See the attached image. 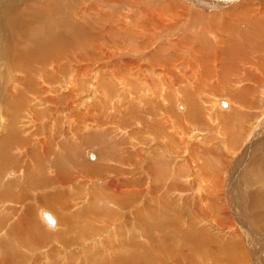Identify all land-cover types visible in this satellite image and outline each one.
<instances>
[{
    "label": "rangeland",
    "instance_id": "rangeland-1",
    "mask_svg": "<svg viewBox=\"0 0 264 264\" xmlns=\"http://www.w3.org/2000/svg\"><path fill=\"white\" fill-rule=\"evenodd\" d=\"M2 1L3 0L0 1V31H3L5 35H8V39H11L9 35L11 26L7 25L9 17H5L4 10H1L5 6L4 2L2 4ZM43 1L44 0H40L41 3ZM90 1L93 2L94 0ZM171 1L175 4L173 6L174 9L181 6V1L170 0V2ZM23 2H28V0ZM104 2H107V4L111 6L113 5V8L116 7V9L119 7V9H121L120 12L128 10L127 8H122L123 5L125 6V2L121 5L120 3H110L108 0ZM160 2L164 3L166 1L156 0L158 7L162 6ZM253 2L254 4L252 5L254 9L260 12L264 11V0H254ZM82 3L84 2H79V4ZM90 3L91 2H89V4ZM139 5L140 7L145 5L149 6L148 0H144ZM10 6H12L11 3L6 6L5 9H10ZM33 6L39 7L37 3H34ZM95 6L94 4L88 12L90 16L98 21L95 25L100 28L102 24H112V18L115 17L111 16L110 20L107 21L108 23H105L103 20L99 19L98 16L100 15L95 13L96 10H98L95 9ZM39 8H42L43 11L40 16L39 9H35L37 15H39L36 24L41 27L40 30L42 33L58 35H56L58 40L55 48L50 53L52 62H45L34 67L32 64V66L27 65L28 62L24 61V65H26L28 69L26 67H18L16 64V59H18L17 56H9L6 46L0 47L1 120L3 121L5 118L2 113L4 114L5 111L12 113L13 111L12 116L14 119L20 124L26 125L25 128L32 124L29 132H34L37 125L41 126V130H39L37 135L38 139H36L34 143L31 142V144H28L21 152H12V155L16 153V156L14 155L13 157H15L17 161H15V163L11 162L12 165L5 166L4 170L0 171V179L16 180L18 178L17 176H19V180L17 179L19 184L30 183L32 186L29 191V196L24 193V200H20L18 197L14 200L15 196L12 191L15 188L17 191L19 188L18 186H15L12 190H7V188H5V191H7L6 195L12 193V195H9L12 200L0 201V211H4L6 206H10V216L5 211V215H3V217L8 218L7 221L9 224L18 220V215L25 212L22 205L28 206L29 204H35L33 206H37L35 211L36 217L34 218L38 220L40 226L31 220L26 227L34 231L32 236H35V242L32 243L31 239L29 241L24 240L21 237V232L13 236L15 240H22L29 243L25 246H19L16 249H19L21 254L26 255L25 264H32L38 255H45L46 258L42 257L43 259H39L38 257L39 261H35L34 264H48L49 261L57 264H92L95 261H98V264H139L138 260H141L142 256V261L144 262L145 260L144 263L161 260L160 262L162 264H264V205H260L259 203L253 204L254 201L258 199L264 200V112L261 113L262 106L257 102L254 105L255 109L249 110V106H253V101L248 92L246 93V97L243 96L245 99L243 100L245 104L244 107L240 106L241 103L238 102V97H233L230 94L231 91L228 92V90L221 88L218 90L216 89L217 91H215V89L212 91L211 89L212 92H207L205 90L202 92L204 98L199 97L198 94L200 93L193 95L191 98L192 101H190L200 104L201 106H199L200 109L197 110V113L199 112L200 116H213L211 121L208 120V117H202V120L194 122L197 124L192 127L187 124L183 125L186 134L196 132L194 134L195 136L192 133H190V136L196 141L195 144L197 146L202 148L206 145L209 147L208 150H204V152L199 154L203 159L201 161H203L204 165H201L195 156L198 152L192 153V151H190V146H188V149L184 148L182 151L183 144L179 146V142L177 143L175 136L170 137L168 134H166L168 137L154 136H158L159 142L167 145L169 151L165 149V147L163 148V145L160 143H155L154 146L156 147H151L152 149L149 148L144 150V146L138 143V129L141 130L143 135H148L149 132L146 128H138L139 121L135 120L132 115L134 106L129 104L127 99L128 95L126 94L127 91L123 89H120L119 92L116 93L119 95L112 96L110 101V105L112 107L114 106L117 112V119H105V124L100 127L98 124L99 120L93 121L92 118H88V120L79 121V125H77L78 130H74V121L67 118L71 103H81L79 107L80 111L91 109L92 105L90 99L84 104L81 102L84 98L89 96H87V94L91 91L88 88L84 91H78L75 94L70 92L71 84L69 83V79L71 78V73L74 72L73 68H75L76 71L80 68L83 72L85 71L86 65L92 66L94 64L92 68H95L97 65H101V62H104L103 64L110 63L109 66H111L114 60H120L122 57L118 51L110 52L113 56L110 55L111 59L107 58V61V59H103L100 50L96 49L97 47L103 49L107 42L112 43L113 41L115 33H107L106 27L104 28L103 35H100L96 40H91L93 47L89 45L88 48H94V54H91L92 56L90 58H87L88 56L82 57L79 53L80 48L76 47V45L72 48L73 54H71L69 50L66 51L69 40L60 38L58 31L59 29H63L67 33L72 32L75 20L69 19L67 12H65V15L59 14L57 11L54 13L49 7ZM20 9L21 7L17 10L10 9L12 13L11 16H14ZM166 9L169 8L167 7ZM188 14L186 13L183 16V18L186 17V20L180 19L181 22H184V32L182 31V33H187L190 27L193 25L195 26L193 22L194 17L191 16V13ZM194 15L199 17L196 13ZM59 16H62V18H59ZM232 17L235 16L232 14ZM85 18L88 20L89 17L85 16ZM188 18H191L190 20L192 22ZM12 19L13 18H10V20ZM237 19L240 21L242 20V18ZM119 22L121 25L124 24L122 23V19H120ZM242 24L245 23L242 22ZM90 25L91 24L88 22L87 27ZM116 26H114V28H116ZM43 30H45V32H43ZM23 33L24 36H29L27 31ZM116 34L118 38V33ZM28 40L27 38V44L23 43L17 50L22 52V55L26 54V48L29 45ZM29 41L31 43V40ZM9 42L10 41H8V44ZM114 42H116L115 39ZM156 45L157 44L146 47L145 50L140 51V55L146 56ZM83 48L87 51L85 47ZM105 52L109 53V50ZM128 53L135 52L129 51ZM105 57H107L106 54ZM176 64L181 66L179 61ZM92 68L88 71L87 75L83 76L85 87L89 86V80H91L90 76H93L92 73L94 70ZM25 69L30 72L27 73ZM9 70L11 72L13 71L14 74H16V70H20V77L23 76L21 75L22 71H26L25 83L29 84L30 88L28 89L31 90L29 91L27 89L26 91L32 93L29 97L31 103H28V107L26 108H23L24 104L22 106L16 105V107H18L16 110L13 108V101L7 102L4 100V93L13 90L15 86H23L20 78H14V80L12 78L15 83V85H12V81H9L10 78L7 76L11 73ZM35 71L42 74L37 77ZM108 75L109 72L106 71V76ZM17 80L19 83H16ZM236 83V85H239L241 88L239 95L241 97L243 83L241 81V84H239L238 80H236ZM112 84L120 88L115 80L112 81ZM98 86L99 91L109 89L105 82L98 84ZM20 91L22 93L24 89L19 88V94H21ZM84 94L86 95L84 96ZM178 94L180 95L181 93L178 92ZM53 98H55V101ZM21 99L20 96V100ZM170 99V102H172L173 99ZM203 99L209 100L208 103L211 105L209 104V107H207V103L204 102L205 100ZM217 99L227 100L229 102L228 107H221L216 102ZM177 100L176 103L173 101L174 106L173 102L171 106L177 109H174L175 111L184 112L189 108L188 104L190 102H187L188 99H184L183 101L181 99L180 101ZM33 104L37 105L39 108L34 109ZM231 104L233 107L230 106ZM179 105H182L183 108H179ZM93 106L95 107L96 104L94 103ZM237 106L239 108L237 111L239 110L242 112L240 114H235V116H237V126H239V128L233 127L236 126V121L234 119L231 120V122L227 121L229 112ZM103 108L107 109L104 106ZM100 109H102V107H100ZM100 109L97 110L100 111ZM201 113L203 114L201 115ZM171 114L175 113L171 112ZM240 115H242L241 118H238ZM33 116L36 117V121L33 120ZM224 116L227 117V120H225L226 118ZM87 121H90V124H88ZM49 126H57L58 129L50 128ZM96 126H98V128ZM177 126L178 125L173 124L175 133L179 131V126ZM92 128L94 130H91ZM230 128L233 130L239 129L235 133L236 137L232 135V138L229 140L231 142L226 140L231 131ZM58 130H60V134ZM88 130L92 133L94 132L91 134L92 136L88 133ZM174 132L172 131L171 134H174ZM209 132L210 134H208ZM67 133L69 134L68 136L72 138H74L73 136L80 137L81 135L80 138L77 137L75 139V148L77 149L75 152H77L75 154V164L73 163V167L71 163L60 165L59 161L56 159L58 152L55 153L53 157L47 156L45 160L41 159L43 166L38 163L39 159H34V156H28L27 153V156H24V153L34 148L40 139L47 138V142L62 144L67 137ZM99 134H102L106 140L110 138V144L109 141L107 142L108 150L102 147V149L107 150V153L101 151V144L91 143L93 137L95 135L100 136ZM49 135H51L53 139H51ZM84 135H88V140L90 139L89 144L84 142L85 140H82V137H85ZM223 139H225L227 145L229 143L228 147H230V151H235L234 155L228 153L223 144L219 142ZM191 145H194V143L192 142ZM109 147H111V149H109ZM65 148H69V145H65ZM141 149H143L144 153L142 151L141 158H136L137 160L132 163L135 167L132 168V166L130 168V163L132 161L129 162L128 160L136 157L137 151H141ZM88 151L94 154L93 158L88 156ZM158 154H160L159 156H161V154L163 155L161 156L162 159H158ZM190 154L194 156L196 162L190 160ZM17 155L19 156L17 157ZM198 158L200 159V157ZM92 162L95 163L94 170H91L92 166L90 163ZM150 165H153L151 169ZM27 167H30L29 171L33 174L31 175L32 180L34 179L33 181L38 179L41 173L42 176H56L58 168L62 167H66L65 170H71V173L67 172L65 178L63 177L61 182L56 181L58 183H47L49 185L43 186L42 184L37 185L35 182L23 179L24 170L27 171ZM144 172L146 174H144ZM161 174L162 177L160 176ZM178 175L179 177H177ZM202 175L208 178L201 179ZM155 176H157V178ZM185 176H187V178ZM63 179H67V181ZM185 180L187 181L185 182ZM44 181L45 179L42 180V183ZM111 182L118 183L119 185L128 184L126 188L132 191L133 194L130 196L129 193L126 192L118 196L117 193L113 191L115 186H113L114 184H111ZM58 189L65 191L63 197L64 195H66L67 198L69 197L68 199L60 197V200H68L65 202L68 206L71 205V213L76 215L74 210L79 212L75 217L77 220L75 223L65 214L68 212H63L60 206H56V209H54L41 205L43 199L40 201L38 199L39 195L50 196ZM86 190L90 192L94 191L95 195L88 193ZM0 191H4V188L0 187ZM257 196L259 197L257 198ZM38 200L40 203L37 202ZM256 204L260 205L259 207H263L261 214H259L258 210L255 208L257 206ZM40 209H44L56 215L59 224L51 230L57 231L58 229H62V227L65 228L62 229L58 237L49 239L48 235L45 234L47 232H45V230H50V227H48L40 217ZM92 215L96 216L94 219L95 221H92ZM0 216H2V214H0ZM73 224L76 229L75 235L77 237V242L72 246L64 247V242H70V238H67L68 234L65 232H71ZM83 227L86 228L84 229ZM164 227L166 229H164ZM37 237L42 240H39ZM49 246L50 248H55L54 253H50L51 249H49ZM58 251L59 254H56ZM46 252L50 254L48 253L47 255ZM68 252L72 253V257H67ZM52 254H56L55 260H53L54 257H51ZM137 258L138 260H136ZM13 260L7 259V263L5 264H10ZM99 261L103 262L100 263Z\"/></svg>",
    "mask_w": 264,
    "mask_h": 264
},
{
    "label": "bare ground",
    "instance_id": "bare-ground-1",
    "mask_svg": "<svg viewBox=\"0 0 264 264\" xmlns=\"http://www.w3.org/2000/svg\"><path fill=\"white\" fill-rule=\"evenodd\" d=\"M23 1L26 0H3L2 4L4 2L5 6L1 9L4 10L5 17L7 18L9 17V19L7 20V25L11 26V29L9 31V35L11 39H8L9 38L8 35H5L3 31H0V47L6 46V50L9 52V56H13V57L15 55L17 56L18 59H16V64L18 67H23V68L26 67V65H24V61L28 62L27 65L32 64L34 67L45 62L46 63L52 62L50 53L54 50L58 37H56L57 34L52 35V34L42 33V31L40 30L41 27L38 24H36L39 15H37L35 9L36 10L39 9L40 16H41V12L43 11V9L39 7H49L50 9L53 10L54 13L55 11H57L59 12V14H65V12H67L69 19L75 20L72 32L67 33L63 29L61 30L59 29L58 31L60 38H66L69 40V44L66 47V51L69 50L71 54H73L72 48L74 47V45H76V47L80 48L79 53L82 57L88 56L87 58H90L92 56L91 54H94L93 52L94 48L92 49H89L90 47L88 48L89 45L92 46L91 40H96L100 35H103L105 27L107 28L106 30L107 33H115V35L113 36L112 43L107 42L103 49L99 47H97L96 49L100 50L103 59L110 58L111 55L110 52L118 51L122 57L120 58V60H114L111 66H109L110 63L103 64L104 62H101L102 64L99 66L97 65L95 68H92L94 64L92 66L86 65L85 71L83 72L81 71L80 68L77 69V71L75 68H73L74 72L71 73L70 76L71 78L69 79V83L71 84V87L68 86L71 89L70 92L75 94L78 91H84L88 88L91 92L87 94V96L88 95L89 96L87 98H84V100H82L81 102L82 104H84L85 102H88L90 99L91 101L90 103L92 105L91 109L88 110L83 109L84 111H80L79 107L81 103L80 104H76L75 102L71 103V106L69 107L70 109L69 115L67 116V118L72 119L74 121V125H73L74 130L75 129L78 130L77 125H79L78 124L79 121L80 122L85 121L88 120V118H92L93 121L99 120L98 124L100 127L105 124L106 122L105 119L107 120L109 119L112 120L113 118L117 119V112L114 109V106L112 107L110 105V101L112 99V96L119 95L116 93H118L120 89H123L127 91L126 94L128 95L127 99L129 104L134 106L132 115L134 116L135 120L139 121L138 128L140 127L146 128L149 132L148 135L145 134L143 135L141 130L138 129V136H139L138 143L144 146L143 147L144 150L149 149L151 147L152 148L156 147L154 146L155 143H160L158 136L168 137L166 135L168 134L170 137L175 136L177 143L179 142L178 143L179 146L180 145L182 146L183 144L181 149L182 151L184 148L188 149V146H190L191 149L190 151H192V153L198 152V154L197 155L195 154V156L197 160L200 162V164L204 165L203 161H201L203 159L199 154L204 152V150H208L209 147H207L206 145L205 147L203 146L202 148L197 146L195 144L196 141H194L190 136V133L194 135L196 132H190L189 134H186L185 130L183 129V125L187 124L188 126L192 127L193 125L197 124L194 122L202 120L201 119L202 117L204 118L208 117V120L211 121L213 119L212 118L213 116L212 117L200 116L199 112L197 113V110H199L201 106L200 104L191 102L192 101L191 98L193 97V95H196V93L197 94L200 93L198 94L199 97H203L204 95H202L203 94L202 92H204L205 90L207 92L211 91V89L212 91H214L213 89L217 91L218 89L221 88L228 90V92L231 91L230 94L233 97L234 96H236V98L238 97L237 99H239V101L238 100L237 101L241 103L240 106L244 107L245 104L243 103L244 102L243 100L245 99L243 98V96L246 97L247 96L246 93L248 92L251 100L253 101V106H249V110H253V108L255 107L254 105L258 102V104L262 106L261 113L264 112V11L260 12L253 8L254 6L252 4H254L253 2L254 0H227V1L178 0L181 1L182 3L181 6L177 7L176 9H174L173 7L175 4L172 1L170 2V0H165L166 2L164 3L160 2V4L163 7L162 6L158 7L157 6L158 3H156V0H148L149 6L147 5L141 6L144 8H141L139 5L144 0H108L110 3L113 2L118 4L120 3V5L125 2V6L123 5L122 8L123 9L127 8L128 10H123L122 12H120L121 9H119V7L116 9V7L113 8V5L111 6L107 4V2H104L106 0H94L93 2L90 0H44L42 3L40 2V0H28V2H23ZM79 2H84V3L79 4ZM89 2L91 3L89 4ZM10 3L12 4V6H10L11 8L9 7L10 9L17 10L18 8L21 7V9L14 16H11L12 13L10 9H5L6 6H8ZM34 3H37L39 7H34L33 6ZM94 4L96 5L95 9H98L96 10L95 13H98L97 15H100L98 16L99 19L103 20L105 23H108L107 21L110 20L111 16L115 17L112 18V22H113L112 24L109 23L108 25L102 24L100 28L95 25V23L98 21L94 17L88 14L90 8ZM164 7L166 8L168 7L169 9H166ZM186 13L192 14L191 16L194 17L195 21L193 20V22L195 23V26L193 25L192 27H190L187 33H182V31L184 30L183 28L184 22H181L180 19L182 18L186 20V17L183 18V16ZM195 13L196 15H199V17L195 16L194 15ZM232 14L235 17H232ZM85 16L89 17L88 20L85 18ZM10 18L13 19L10 20ZM59 18H62V16H59ZM237 18H242V20L240 21ZM120 19L123 20L122 22L124 23L123 25H121V23L119 22ZM88 22L91 24L90 26H88L89 28L87 27ZM242 22H244L245 24H242ZM5 24H6V19H5ZM114 26H116V28H114ZM26 31L29 34L28 37L24 36L23 32ZM43 32H45V30H43ZM116 33H118V38ZM27 38L31 40V43L28 40L29 45L26 48V54L22 55L21 54L22 52L17 50L20 48V46L23 43L27 44ZM114 39L116 42H114ZM8 41H10L9 44ZM155 44H157L156 47L151 52H148L146 56L140 55V51L145 50L146 47ZM83 47H85L88 52ZM106 50H109V53H106L105 52ZM129 51L135 53L139 52V53L136 54L128 53ZM105 54L107 55V57H105ZM178 61L179 63H181V66L176 64ZM91 68L94 70L92 73L93 76H90L91 80H89L90 83L89 86L85 87L84 86L85 81L83 76L87 75L88 71H90ZM27 69L25 70L27 71V73H29L30 71H28ZM16 71H17L16 74H14L13 71L12 72L10 71L11 72L10 75H7L10 78L9 81H12V85H15V83L13 82L14 78L15 79L20 78L21 84H23V86L22 87L18 86V87L24 89L25 92L22 91L21 93L20 91L21 94H19L18 93L19 88L15 86L13 90H9L8 93H4L5 94L4 100H6L7 102L13 101L14 103L13 108L17 110L18 107H16V105L22 106L24 104L23 108L28 107V103H31L29 101V97L32 95V93L29 92L31 91L28 89L30 88L29 84L25 83L26 71H22L21 74L23 75L22 77L19 76L20 70H16ZM106 71L109 72L110 76L109 75L106 76ZM41 74L42 73L35 71V75L37 77H39ZM113 80L117 82L120 88H117L112 84ZM236 80L239 81V84H241V81L243 83L241 97L239 96L241 92V88L239 87V85L238 86L236 85L237 84ZM102 82H105L106 86L109 87L108 90L105 91L98 90L99 87L98 84ZM16 83H19L18 80ZM27 89L29 91H26ZM178 92L181 94L179 95ZM85 95L86 94H84V96ZM20 96L22 98L21 100H20ZM170 98H172L175 103L177 99L179 101L180 99L182 101L184 99H188L187 102L188 103L190 102L188 104L189 108L185 111L183 110L184 112L175 111L174 109L176 108L171 107L173 101L170 102L171 100ZM53 100L55 101V98H53ZM203 100H205L204 102H206L207 107H209L210 104L208 103L209 100L208 101L207 99H203ZM174 102H173V106H174ZM216 102L223 108L228 107L229 105V102L225 99H217ZM94 103L96 104L95 107L93 106ZM103 106L106 107L107 109H104ZM230 106H232V104ZM100 107H102V109H100ZM33 108L36 109L39 107L33 104ZM179 108H183L182 105H179ZM97 109L98 110L100 109V111H98ZM237 109H239L238 106L229 112L228 120L226 116L224 117L226 118L225 120L230 122L231 120L234 119L236 121V123L234 122L236 126L233 127L239 128V126H237L238 122L236 118L237 116H235V114L236 113L240 114L242 112L239 110L237 111ZM171 112H174L175 114H171ZM12 113H8L7 111H5L4 114L2 113L3 117H5L3 121L1 120V116H0V171H3L5 166H10L12 165V163H15V161H17L15 160V157H13L14 155L16 156V153L12 155V152L14 151L21 152L28 144H31V142L34 143V141L38 139L37 135L39 133V130H41V126L37 125V127H35L34 132H29L32 127V124L27 128H25L26 125H22L16 119H14ZM202 114L203 113H201V115ZM242 115L238 116V118H241ZM33 120L36 121L35 116H33ZM89 122L90 121H87L88 124H90ZM173 124L179 126V131H177V133L174 132ZM49 127L58 129L57 126H49ZM96 127L98 128V126ZM91 130L94 129L92 128ZM238 130L239 129L237 130L231 129L230 133L228 134L229 136L226 140L229 141L232 138V135L236 137L235 133ZM58 131L60 134V130ZM88 131L90 135L94 133V132L92 133L90 130ZM172 131L174 132V134H171ZM208 134H210V132ZM68 135L69 134L67 133V137L64 139L62 144L60 143L57 144L55 142H47V138L40 139L34 148H31L30 150L24 153V156L27 155L34 156V159L35 160L39 159L38 163L43 166L41 159L45 160V157L47 156L53 157L54 154L58 152L56 159L59 161V164L63 165L65 163H71L73 167V165L75 164L74 163L75 154L77 152V151L75 152V150H77L75 148L76 147L75 139L79 136L77 137L73 136L74 138H72L69 137ZM99 135L100 136L95 135L91 140V143L101 144L102 145L101 151L103 153L105 152L107 153L108 150L107 142L109 141L110 144V140H109L110 138H107L106 140V138L102 134ZM154 135H158V136L155 137ZM49 136L51 139H53L51 135ZM87 136L88 135L82 137V140H85L84 142H87L89 144L90 139L88 140ZM192 142L194 143V145H191ZM219 142L223 144L224 148L228 153L232 155L235 154L234 153L235 151H230L229 149L230 147H228L229 143L227 145L225 139L220 140ZM67 144L69 145V148H65V145ZM160 144L163 145V148L165 147V149H167V145H165L164 143L162 144V142ZM102 147L106 148L107 150L102 149ZM109 149H111V147H109ZM142 151L143 149H141V151L138 150L136 157L130 158L129 160L127 158L129 162L132 161L130 163V168L132 166H133L132 168L135 167L134 164L132 163H134L137 159L141 158ZM184 152L186 153L185 150ZM90 153L92 152L88 151V156L90 158H93L94 154L92 153V156H90ZM159 155L160 154H158V159H162L161 156L163 155L162 154L161 156ZM18 156L19 155H17V157ZM198 157H200V159ZM190 160L192 162H196V159L192 155L190 156ZM121 161L123 162L122 158ZM94 164L95 163L93 162L90 163V165L92 166L91 170L95 169ZM152 166L150 165V169ZM29 168L30 167L26 168L27 171L24 170L23 179L29 180L31 182H35L37 185L42 184L43 186H47L54 182L58 183L56 181L61 182L62 178L63 177L65 178V174L67 172L71 173V170L68 169L65 170L66 167H62V168H58L57 171L58 173L56 176H42L41 173V175L38 176V179H35V181H33L34 179L32 180L31 178V175L33 174L29 171ZM144 174L146 173L144 172ZM160 176L162 177V174ZM17 177H18L17 179L19 180V176ZM50 177H54V178H50ZM155 177L157 178V176ZM177 177H179V175ZM185 177L187 178V176ZM206 178L208 177L204 175L201 176V179H206ZM17 179L16 180H9V179L5 180L4 178L0 179V187L4 188V191H0V201L12 200L11 196H9L12 195V193L6 195L7 191H5V188H7V190L8 189L12 190V188H14L15 186H18L19 188L17 191L16 188L14 189L15 191L14 190L12 191L14 193L13 195L15 196L14 200H16L17 197L20 198V200H24L25 199L24 193H26V195L29 196V191L32 188L30 183L19 184V181ZM44 179L45 181L42 183V180ZM63 180L67 181V179H63ZM186 181L187 180H185V182ZM112 183L113 182H111V184ZM113 184H114L113 186H115L113 191L117 193L118 196L119 195L121 196V194L126 192H128L130 196L133 194L132 191H129L126 188L128 184H121V185H119L118 183L117 184L113 183ZM86 191L88 193H91L92 195H95L94 191L91 192L89 190ZM63 194H65V191L58 189L54 194L51 195L49 194L50 196L39 195L38 199L40 201L43 199L41 201L42 202L41 205L46 206L48 208L50 207L56 209V206L57 207L60 206L63 212L64 211L68 212L65 214L72 220V222L75 223L77 221L75 217L76 215H78L79 212L74 210V212H76V215H73L71 213L72 212V210L70 209L71 205L68 206L65 202L68 200H62V199L60 200V197H63ZM258 197L259 196H257V198ZM63 198L64 199L67 198L66 195H64ZM39 200L37 202H39ZM255 203L264 205V200L258 199L254 201L253 204ZM33 205L32 204H29L28 206L22 205L23 208L25 209V212L19 214L18 220L12 222L11 224L8 223L7 221L8 218L3 217V215H5V212L10 216V206H6V207L4 206L5 212L0 211V214H2V216H0V232H1L0 264L7 263L6 262L7 259H11V260L14 259L10 264H25L26 255L21 254L20 250L19 249L16 250V249L19 246H25L29 244L26 241H29L30 239L32 243L35 242L34 239L35 236H32L34 231H32V229L26 228L31 220H33L38 226H40L38 220L34 218L36 217L35 211L37 206L35 207ZM256 205L255 208L258 210L259 214H261L263 207H259L260 205L258 204ZM43 211L45 210L40 209V217L42 218L44 223L48 227H50V230L48 229L45 230V232L47 231L45 234L48 235L49 239L58 237V235L61 234L62 229L65 228L62 227V229L60 230L58 229L57 231L51 230L52 228H54L59 224V221L56 215L49 212L54 218V223L49 224L43 217L42 214ZM95 218L96 216L92 215V221H95L94 220ZM164 229L166 228L164 227ZM75 230L76 229L74 228V224H73L72 231L65 232L68 234L67 238H70L69 239L70 242L68 241L64 242L63 243L65 244L64 247L72 246L77 242ZM19 232H21V237L26 241L15 240L13 238V236L17 235ZM38 239L42 240L41 238ZM49 249H51L50 253L52 252L54 253L55 248H50L49 246ZM48 253L49 252H46L47 255ZM56 254H59V251ZM56 254L51 255V257H54L53 260H55ZM38 257L39 259H41L42 257H45V255H38L35 258L34 262L37 260L39 261ZM67 257H72V253L68 252ZM142 258L141 260L140 259L138 260V258L136 259L139 261V264H162L160 262L161 260L160 261L155 260L144 263L145 260L143 262ZM34 262L32 264H34ZM99 262L102 263L103 261L102 262L99 261ZM48 264H57V263L49 261ZM92 264H98V261H95Z\"/></svg>",
    "mask_w": 264,
    "mask_h": 264
},
{
    "label": "water",
    "instance_id": "water-1",
    "mask_svg": "<svg viewBox=\"0 0 264 264\" xmlns=\"http://www.w3.org/2000/svg\"><path fill=\"white\" fill-rule=\"evenodd\" d=\"M225 1H227V0H225ZM90 156H92V153H90ZM42 214H43V217L45 218V220L49 224H53L54 223V218L52 217V215L49 212L43 211Z\"/></svg>",
    "mask_w": 264,
    "mask_h": 264
},
{
    "label": "crops",
    "instance_id": "crops-1",
    "mask_svg": "<svg viewBox=\"0 0 264 264\" xmlns=\"http://www.w3.org/2000/svg\"><path fill=\"white\" fill-rule=\"evenodd\" d=\"M46 261V260H45Z\"/></svg>",
    "mask_w": 264,
    "mask_h": 264
}]
</instances>
